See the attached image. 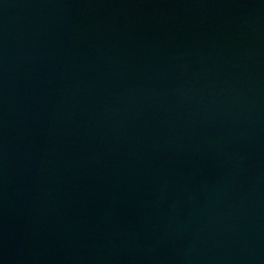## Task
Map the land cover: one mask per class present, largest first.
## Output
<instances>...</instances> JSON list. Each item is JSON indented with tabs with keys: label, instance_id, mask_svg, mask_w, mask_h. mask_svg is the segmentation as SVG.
I'll use <instances>...</instances> for the list:
<instances>
[{
	"label": "water",
	"instance_id": "1",
	"mask_svg": "<svg viewBox=\"0 0 264 264\" xmlns=\"http://www.w3.org/2000/svg\"><path fill=\"white\" fill-rule=\"evenodd\" d=\"M0 264H264V0H0Z\"/></svg>",
	"mask_w": 264,
	"mask_h": 264
}]
</instances>
